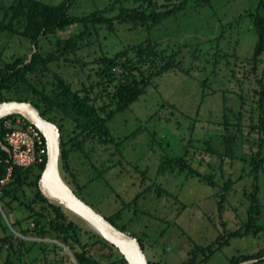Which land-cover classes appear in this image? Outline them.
<instances>
[{"label": "rangeland", "instance_id": "374dc122", "mask_svg": "<svg viewBox=\"0 0 264 264\" xmlns=\"http://www.w3.org/2000/svg\"><path fill=\"white\" fill-rule=\"evenodd\" d=\"M12 1L0 0V20L3 8ZM39 1L57 5L63 0ZM140 1L72 0L69 15L83 16L106 10L107 16H114L121 8L138 7ZM259 1L209 0L205 6L191 1L184 10L149 29L116 21L113 31L102 26L95 34L90 27L91 45L78 52V57L87 63L86 70L81 72L78 66H64L63 62L53 66L78 89L80 82L87 80V73L91 74L89 80H96V65L90 64L94 58L102 54L112 56L124 46L150 39L168 54L178 52L176 60L182 61L185 70H190L188 73L170 70L153 78L144 94L107 122L109 133L120 142L117 150L113 145L89 142L84 146L88 157L80 151L70 152L69 167L75 179L60 163L62 176L77 195L104 217L115 216L118 226L125 225L127 232L141 241L151 264H181L194 245L207 246L221 241L219 235L237 229L246 220L248 201L244 192L248 193L253 183V177L246 176L249 171L246 161L259 149L260 142L259 134L250 128L258 122L254 104L257 83L252 74H247L250 77L246 79L240 72L241 63H235L230 54L234 51L240 59L251 55L255 32L247 13ZM82 28L77 23L43 38L41 51L45 54L53 51L58 38H68ZM222 32L223 38L218 42L216 38ZM215 47L218 54L230 56L228 65L222 59L213 67L210 60ZM32 49L33 45L25 38L1 34L0 67L17 56L30 57ZM243 67L250 70L248 65ZM259 69L258 74L262 76L264 57ZM240 93L245 98L242 107ZM238 111L242 116L237 132L233 113ZM225 117L230 130L237 132L233 158L224 156ZM261 151L264 154V145ZM180 156L190 159L200 173L210 175L215 186L186 172H159L162 159ZM91 165L105 170L103 176ZM228 180L232 183L220 208L217 192ZM258 184L263 206L259 223L264 226V165ZM26 193L30 194L28 189ZM21 214L19 208L11 216L12 220ZM98 247L93 246L89 253L99 257ZM262 247L264 235L231 238L229 244L199 264H227L234 255ZM65 253L69 255V250L65 249L62 254ZM4 260L2 254L0 264H5Z\"/></svg>", "mask_w": 264, "mask_h": 264}, {"label": "trees", "instance_id": "16d2710c", "mask_svg": "<svg viewBox=\"0 0 264 264\" xmlns=\"http://www.w3.org/2000/svg\"><path fill=\"white\" fill-rule=\"evenodd\" d=\"M162 1L158 4L156 0H141L138 7L121 8L114 16H107L106 10H96L87 15L72 17L69 15L72 0H63L57 5H48L39 0H13L10 5L3 8L0 35L5 33L25 38L36 50L31 57L17 56L0 67V102L29 101L43 117L58 126L61 135L62 167L72 179H75V175L69 167L70 152L80 151L88 157L84 146L89 142L113 145L117 150L120 142L109 133L107 122L144 94L147 87L152 84L153 78L170 70H179L183 73H188L190 70H185L182 61L176 60L178 52L168 54L165 49L158 47L157 42L150 39L124 46L112 56L102 54L94 58L90 64L96 65L94 73L96 80H89L91 74L86 72L87 80L80 82L78 89H75L71 81L53 66H59L60 62H63L64 66L67 64L78 66L81 72L86 70L87 63L78 57V52L91 45L88 40L92 33L90 27L94 29L95 34L98 27L102 26L113 31V24L116 21L119 24L131 23L135 27L149 29L181 12L191 1L198 6L209 4V0ZM263 8L264 0H260L257 7L247 13L255 32L251 55L240 59L234 51L230 54L235 63H241L240 72L246 79L250 77L247 74H252L257 83V88L254 89V104L258 112V122L250 128L259 134L260 142H258L259 149L246 161L249 165L246 176L253 177L250 191L244 192L248 201L246 220L237 229L219 235L221 241L211 242L207 246L194 245L189 257L181 264H199L206 261L222 246L229 244L231 238L245 236L259 238L264 235V226L259 223L263 206L259 199L258 184L259 173L263 171L264 165V154L261 151L264 145L262 136L264 135V70L261 72L262 76L258 74L264 57ZM77 23L83 26L82 30L68 38H58L54 42L53 51L46 54L41 51L40 42L43 38ZM223 35L222 32L216 40L219 42ZM230 56L218 54L215 47L210 61L213 67L222 59H225V64L228 65L227 59ZM242 63L248 65L250 70L247 71ZM241 81L243 82L244 79L242 78ZM239 97L242 107L245 98L241 93ZM233 115L237 119L233 126L238 132L242 113L238 111ZM17 117L25 124H29L19 115H9L0 119V179L11 165L8 153L1 147L5 144L6 128L3 124L6 120H11L14 124ZM223 127L224 156L233 158L237 132L230 130L226 117ZM208 150L214 153L211 147H208ZM189 160L186 156L166 157L161 161L159 172L165 170L186 172L211 187L215 186L212 177L200 173ZM45 163L46 157L43 162L26 168L12 166L10 179L3 185L0 184V209L9 221V224L5 223L0 213L2 231L0 256L5 255V264H127L113 245L90 231L70 212L49 203L42 196L38 188V179ZM92 168L99 176H103L105 170H99L95 166ZM231 183L228 180L217 192L220 208ZM26 189L29 190V195ZM136 199L137 197L134 200ZM19 208L22 214L12 220L11 216ZM105 218L120 230L127 231L125 225L116 224L115 216ZM138 241L143 249V244L139 239ZM95 245H99L97 249L101 253L99 257L89 253ZM65 247L69 250V255L62 254ZM227 264H264V247L234 255L228 259Z\"/></svg>", "mask_w": 264, "mask_h": 264}, {"label": "water", "instance_id": "95a60500", "mask_svg": "<svg viewBox=\"0 0 264 264\" xmlns=\"http://www.w3.org/2000/svg\"><path fill=\"white\" fill-rule=\"evenodd\" d=\"M35 50L33 47L30 57ZM9 115L21 116L33 125L45 139L46 163L38 179V188L42 196L49 203L70 212L90 231L113 245L127 264H149L138 239L129 232L117 228L82 200L62 176L60 170L61 135L58 126L43 117L29 101L8 100L0 102V119ZM1 213L8 224L5 215L2 211ZM65 249L67 250L66 247ZM72 259L74 261L73 257Z\"/></svg>", "mask_w": 264, "mask_h": 264}, {"label": "built area", "instance_id": "2783aa9c", "mask_svg": "<svg viewBox=\"0 0 264 264\" xmlns=\"http://www.w3.org/2000/svg\"><path fill=\"white\" fill-rule=\"evenodd\" d=\"M3 126L6 128L5 144L1 147L8 153L11 165L0 179L1 185L10 179L12 166L26 168L41 163L47 153L43 135L30 123L25 124L17 117L14 124L11 120H6Z\"/></svg>", "mask_w": 264, "mask_h": 264}, {"label": "flooded vegetation", "instance_id": "af4514ba", "mask_svg": "<svg viewBox=\"0 0 264 264\" xmlns=\"http://www.w3.org/2000/svg\"><path fill=\"white\" fill-rule=\"evenodd\" d=\"M69 184V183H68ZM73 189V191L75 192V190H74V188H72ZM77 190V189H76ZM78 191H79V189H78ZM76 193V192H75ZM150 262V261H149Z\"/></svg>", "mask_w": 264, "mask_h": 264}]
</instances>
